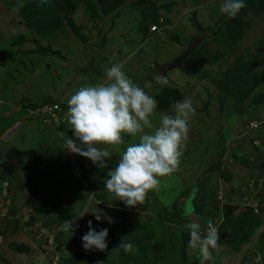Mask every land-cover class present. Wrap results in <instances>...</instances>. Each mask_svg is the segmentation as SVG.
Masks as SVG:
<instances>
[{
  "label": "rangeland",
  "instance_id": "1",
  "mask_svg": "<svg viewBox=\"0 0 264 264\" xmlns=\"http://www.w3.org/2000/svg\"><path fill=\"white\" fill-rule=\"evenodd\" d=\"M260 1L264 2L255 0V4L241 10L236 16L238 19L234 17V23L220 12L223 0H127L118 11L102 15L101 19L92 17L91 9L79 5L68 16L76 27L72 28L62 16L64 13H60L58 18L63 27L47 36H39L27 28L24 20V12L32 14L30 2H37V7L42 8L39 0H0V99L6 106L10 107L14 101L22 107L17 111L10 110L16 119L22 117L24 123L14 134L15 142L16 139L24 140L25 147L37 150L41 162L36 167V174L47 177V187H51L46 196H39L44 202L48 198L52 200L46 205L50 213L38 208L41 217L38 216L39 223L34 226V231L40 228L54 231V244L58 247L60 243L64 244L62 250L55 253L35 249L39 259L34 258L36 252L33 251L28 259L31 264L33 261L34 264H43V261L55 264L56 256L57 264H67L70 254L82 246V236L87 231L79 236L69 234L72 238L69 242L67 237L63 239L59 234L64 223L59 218L66 216L69 220L79 215L85 223L92 220L94 227L104 226L109 235H116L104 252L93 253L92 263L188 264L199 252L189 247L190 234L184 227L190 223L187 214L200 211L197 199L204 193L215 196L217 185L218 189L233 186L238 192L237 197L240 196L236 200L242 205L245 197L248 202L261 204L257 217L259 226L239 253L241 264H264V252H259L264 231V193L261 191L263 197L259 201L256 195L257 191H264V172L256 171L249 164L251 156L263 152L264 145L255 147L252 144V140L259 139V134L248 127L253 120L264 119V103L252 106L248 112L241 111L247 101L240 104L221 88L219 82L227 67L235 63L249 66L252 59L254 62L255 58L264 59L261 52L264 47V12L256 7ZM148 6L152 7L147 9ZM261 8H264L263 4ZM151 10L155 12L153 16L148 15ZM153 22L159 27V33H147ZM17 36H22L24 41L15 44ZM199 36L202 37L201 43L183 60L182 66L164 77L167 85L156 83L155 77L159 75L153 63L171 62ZM41 50L45 52L41 53ZM239 59L241 61H237ZM117 62L123 63L126 74L150 96L154 97L165 88H175L182 95L178 102L190 98L196 109L189 122V138L179 170L160 178L158 190L149 193L143 207L126 206L109 193L105 185L109 178L107 174L116 166L122 151L129 143L138 142V137L125 134L124 145L104 146L109 147L113 157L106 159L108 167L103 169L80 156L81 169L77 162L79 155L66 149L67 156L73 158L67 162L73 164L68 170V165L61 168L55 163L63 160L59 156L62 138L58 132H63L65 140L67 137L75 139L68 116L64 113L61 115L63 121L44 124L38 113L28 115L26 112L30 106L46 104H56L67 111L71 95L81 86L104 82L106 69ZM263 70L264 63L253 68L257 75ZM146 83H151V87H146ZM261 91L264 93V86ZM21 93L27 102H20ZM175 104L166 110H156L151 117L152 123L159 126L161 114L174 115ZM15 118H10L7 126L14 123ZM82 171L92 174L90 181L97 184L96 189H91L85 181V176L88 178L89 175L84 176ZM94 201H100V205ZM174 203L178 208L171 214V208L163 210V206ZM96 211L113 218L114 222L109 224L102 218L99 225L94 223L97 221ZM199 221L201 233L206 234L208 219L201 214ZM224 232L226 230L221 233ZM122 238L125 243L134 244L138 254H125L118 248ZM21 253L0 250V264H7L9 256L14 254L16 259L25 256ZM212 257L217 260L215 253Z\"/></svg>",
  "mask_w": 264,
  "mask_h": 264
},
{
  "label": "clouds",
  "instance_id": "2",
  "mask_svg": "<svg viewBox=\"0 0 264 264\" xmlns=\"http://www.w3.org/2000/svg\"><path fill=\"white\" fill-rule=\"evenodd\" d=\"M39 3L46 5L49 0H39ZM246 6L245 0H223L220 12L234 18ZM152 26L155 29L151 31L149 27L147 33L160 32L157 25ZM123 69V63L112 64L105 71L104 82L81 86L67 101L68 115L60 106V118L64 113L68 116V123L75 136V139L67 137L66 149L90 159L95 166L102 169L108 167L106 159L113 157L109 147L104 146L124 145L125 134L138 137V142L129 143L122 151L116 166L108 172L109 178L105 181L106 190L116 199L128 207H136L147 201L150 192L158 190L161 177L179 170L189 138V122L195 116L196 109L192 100L185 98L174 105V115L161 114L159 126H155L151 117L158 106L156 99L138 86ZM155 81L161 86L168 83L161 76H156ZM146 87L150 88L151 83H146ZM252 131L258 133L256 130ZM256 156L257 158L251 156L253 160L249 164H255L264 153ZM263 195L261 192L258 201ZM94 215L97 221L103 218L109 224L114 222L113 218L100 211H96ZM72 225L71 220H65L61 231L74 233ZM184 227L189 230V247L199 252L200 264L211 261L212 250L220 249L218 228L211 220L207 223L206 234L201 233V225L195 220ZM108 235L107 228L96 231L92 220H89L88 231L82 236L84 250L104 252L108 248ZM118 248L125 254H138L137 247L130 242L125 243L124 238ZM96 264L104 262L97 261Z\"/></svg>",
  "mask_w": 264,
  "mask_h": 264
},
{
  "label": "crops",
  "instance_id": "3",
  "mask_svg": "<svg viewBox=\"0 0 264 264\" xmlns=\"http://www.w3.org/2000/svg\"><path fill=\"white\" fill-rule=\"evenodd\" d=\"M24 97L25 96H22L21 93L20 102L22 101L24 103ZM17 105L19 104L13 101L10 107L6 106L4 101L0 99V203L9 204L8 215L6 218L0 220V250L3 252H15V250L10 247L11 244H15L18 250H20L25 256L21 255L18 259H16L15 254L9 256L7 264H20L18 262L23 261V264H31V261L29 262L28 259L33 251L36 249V251L41 252L39 248L40 244L35 241V234L32 231L35 230L34 226L39 223L38 212L40 209L38 208L40 207L44 210L43 208H47L46 205H49L52 202L50 198H48L49 200H47V202L41 201L39 200V196L45 195L51 187H47V177L43 178L36 174V167L41 162L37 150L34 147H25L24 144L26 143L24 140L19 141V139H16L15 142L14 134L24 124L22 122V117L16 119L15 113L10 112V110L17 111L22 108ZM66 114L68 115V110L66 111ZM13 117L15 118V122L10 126H7L8 120ZM58 136L59 138H62V148L59 156L63 157V160L56 161L55 163H59L61 168L68 165L67 169L69 170V166H73V164L72 162L69 164L67 162L70 160L73 161V158L67 156L63 132L59 131ZM253 156L257 158L256 155ZM46 161H48V159H46ZM258 161H260V159L254 163H257ZM263 169L264 167H261L258 171H263ZM38 181H41V183H37ZM49 184H51V182H49ZM216 188H214V190L216 189L215 196L208 195L205 200L203 197H199L197 200L200 203L203 217L208 219V221L211 220L221 234L223 230L229 229L231 221L236 218L237 215L243 212L244 209L250 207L247 206V203H249L247 200H242L244 202L243 205L240 201L239 203L236 200L238 197L240 198V196L237 197L238 192H235L233 186L218 189L217 185ZM261 191L264 192L263 189ZM99 203L100 201H94V204L96 205H100ZM144 204L141 206L143 207ZM173 205L174 204H171L170 206L166 205L162 208L165 211ZM138 208L139 207H137V209ZM139 210H141V208H139ZM81 217L82 216L79 215L69 219L73 222V229L85 222ZM60 233L62 234V238L65 239L67 237L69 242H71L72 239L69 237V234H75L63 231L59 232V234ZM60 244L62 245V243ZM212 253L216 254L217 260L214 261V259H212L211 261L205 262V264H241V255L239 251L230 248L227 244H220L219 251L212 250ZM195 254H197V257L188 264H200L199 254ZM94 257L95 255L93 253L88 255L85 260L86 263L84 264H95L92 263L91 260V258ZM34 258L39 259L37 252L34 253ZM42 263L45 264L46 262L43 261Z\"/></svg>",
  "mask_w": 264,
  "mask_h": 264
},
{
  "label": "trees",
  "instance_id": "4",
  "mask_svg": "<svg viewBox=\"0 0 264 264\" xmlns=\"http://www.w3.org/2000/svg\"><path fill=\"white\" fill-rule=\"evenodd\" d=\"M126 1L127 0H49V3L46 5H42L41 9L37 7V4H38L37 2H30L32 14L28 15L27 13L24 12V17H25L24 20L26 21L27 28L32 30L34 33H36L39 36H47L51 34L52 32L58 31L61 27H63V24L61 23V19L59 20L58 18L60 13H64V15L62 16H64L68 24H70L71 27L74 28L76 26H73L71 20L68 19V16L73 14L79 5H84L85 8L87 7L88 9H91L92 17L101 19L102 15H109L110 13L118 11L117 9H120V7ZM254 1L255 0H245V3L247 7H249L250 5L255 4ZM262 4L264 5V2L260 1L256 7L259 10H262L261 12H264V8H261ZM151 7L152 6H148L147 9L148 8L150 9ZM242 10H245V8ZM154 13H155L154 10H151V12L148 15L153 16ZM193 15H195V13ZM235 18L238 19V17H235ZM228 20L234 23V18H231ZM153 23L154 25H157L155 22ZM241 27H244V24L242 22H241ZM80 37H83V36H80ZM23 41H24V38L22 36H17L15 44L22 43ZM40 52L44 53L45 51L41 50ZM255 59L257 63L254 62V60L252 59V62H250L249 66H247L248 64H244V63L243 64L235 63L234 66L232 65V66L227 67L224 77L221 79V81H219L221 88L227 94H231L233 97H235L240 104L243 103V101H247L246 105L241 106V111L248 112V110L252 108V106H255L256 104L261 103V102L264 103V93L261 91L262 86H264V70L259 75L253 72V68L255 67V65L258 63H264V59L263 60H260L259 58H255ZM237 61H241V59ZM261 84L262 86L261 88H259L258 86H260ZM181 97H182L181 93L175 88L162 89L159 94L154 96L158 104L156 110L161 111V110L168 109L171 105L180 101ZM23 100L26 101V98L24 97ZM46 102H49V101H46ZM36 107H38V105L30 106L28 108H36ZM62 107H65V106L63 105ZM79 157L80 155L78 156L77 162L79 163V167L82 169L83 163ZM251 166L255 168L256 171L259 170V168L264 167V156L260 159V161H258L257 163ZM81 173H83L84 176L89 175L87 176L88 178H86L85 176V179H86L85 181L91 186V189L92 188L96 189L97 184L95 182L90 181L91 179L90 177L92 176V174L91 173L89 174V172L87 171H82ZM204 194H205L203 196L204 200L207 199L208 195H211V193H208V194L204 193ZM176 207H177V204L174 203V205L171 207L169 211V214L174 212ZM43 209L45 213L47 212L50 213L49 209L47 208H43ZM195 214L199 216L202 214L201 207H200V211L198 212L196 211ZM257 217L258 215L253 212L252 208H246V212H241V214H239L236 218H234L231 221L229 229L226 230L227 232L226 239L224 241L220 239L219 245L227 244L230 248L236 251H241L242 246L249 242L250 237L253 235V233L259 226ZM65 220H68V217L63 216L59 218V221L61 223ZM159 220L161 221L162 219L160 218ZM94 223L99 225L98 221H95ZM95 227L96 229L104 228V226H101V225L95 226ZM87 229H88V222L87 223L83 222L78 227L76 228L74 227V233H76L79 236L81 235L83 231L84 232L88 231ZM96 231H99V230H96ZM114 236L116 235L112 236V234H110L109 237L107 238V243L113 241L112 237ZM261 238L263 239V242H262V245L259 247L260 253L264 252V231L261 233ZM150 243L152 246L153 245L155 246L154 250L158 251L157 246L153 242H150ZM63 246L64 245L62 244L61 247ZM10 247L13 248L16 252L20 251L18 250L15 244H11ZM96 251L97 250H94V249L91 251H85L83 246H80L78 250L73 251L70 254V256L66 259V263L67 264H84L86 263L85 261L86 258L84 260V257Z\"/></svg>",
  "mask_w": 264,
  "mask_h": 264
},
{
  "label": "built area",
  "instance_id": "5",
  "mask_svg": "<svg viewBox=\"0 0 264 264\" xmlns=\"http://www.w3.org/2000/svg\"><path fill=\"white\" fill-rule=\"evenodd\" d=\"M155 27L152 26L151 27V31L154 30ZM27 114H33V113H38V115L40 116V118L42 119L43 123H57L59 121H63L62 118H60V107L58 108V106L56 104L50 105V104H46L44 106H38L36 108H28V110L26 111ZM249 129L251 130H256L258 131V133L260 134L259 139H254L252 141L253 145L256 147H260L262 144L264 145V119H259V120H253L252 122L249 123ZM264 153V150H263ZM253 160V159H251ZM263 175L260 174V178ZM263 186L262 184H260V187ZM262 190V189H261ZM261 190L257 191L256 195L260 196L261 194ZM243 201L247 200V198L245 197L244 199H242ZM258 201V200H257ZM250 208H252L253 212L257 215H259V210L261 207V204L258 202H249L247 203ZM8 207L9 204L7 203H0V220H2L3 218H6V216L8 215ZM35 234V241L38 242L40 244V249L45 250V251H54V253L56 251H61L63 247H58L54 244V236H55V232L54 231H48V230H42L40 228V230H36L34 231ZM207 232V231H206ZM55 259V264L56 261L58 260V256H56Z\"/></svg>",
  "mask_w": 264,
  "mask_h": 264
},
{
  "label": "water",
  "instance_id": "6",
  "mask_svg": "<svg viewBox=\"0 0 264 264\" xmlns=\"http://www.w3.org/2000/svg\"><path fill=\"white\" fill-rule=\"evenodd\" d=\"M201 41H202V37L199 36L195 38L185 49H183L180 52V54L176 58H174L169 63L159 64L157 62H154L153 65L157 74L164 78L173 69L180 68L182 66L183 60H185L188 56L192 54V52L201 43ZM261 52L264 53V47L261 49ZM187 218L190 222H192L193 220L199 222L200 216L195 214V212H192L191 214H187ZM226 236H227V232L221 234L220 239L224 241L226 239Z\"/></svg>",
  "mask_w": 264,
  "mask_h": 264
}]
</instances>
